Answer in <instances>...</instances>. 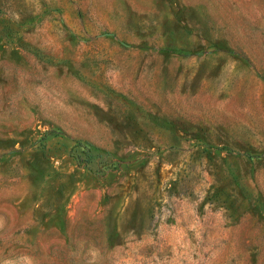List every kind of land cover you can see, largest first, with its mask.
<instances>
[{
  "label": "rangeland",
  "instance_id": "rangeland-1",
  "mask_svg": "<svg viewBox=\"0 0 264 264\" xmlns=\"http://www.w3.org/2000/svg\"><path fill=\"white\" fill-rule=\"evenodd\" d=\"M0 264H264V0H0Z\"/></svg>",
  "mask_w": 264,
  "mask_h": 264
}]
</instances>
